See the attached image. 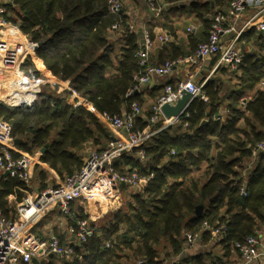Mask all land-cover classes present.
Segmentation results:
<instances>
[{"label":"trees","instance_id":"16d2710c","mask_svg":"<svg viewBox=\"0 0 264 264\" xmlns=\"http://www.w3.org/2000/svg\"><path fill=\"white\" fill-rule=\"evenodd\" d=\"M107 2L8 0L2 4V16L29 42L37 44L20 63L21 72L31 68L37 77L68 81L97 113L113 115L122 114V109L129 112L134 102L142 103L137 93L126 96L141 69L137 51L142 41L130 28L123 7L121 12L111 13ZM162 2L178 4V9L193 15L202 26V35L188 32V51L171 41L159 44L154 55L150 52L151 64L192 53L208 35L210 15L227 11L230 0ZM164 28L174 35L170 25ZM115 34L123 41L117 51L111 42ZM149 37L155 39L150 32ZM250 37L246 33L240 39L248 42ZM256 44L260 51L246 54L236 71L218 67L219 72L233 75L237 86L227 92L230 104L225 119L212 117L224 101L226 87L219 79H207L201 88L207 101L193 99L186 115L155 133L143 148L144 161L135 155H124L114 163L120 173L125 172V166L144 175L153 173L143 191L132 194L131 201L106 225L96 227L76 245L70 259L55 262L49 258L44 264H136L139 260L145 264H224L223 259L209 252L185 256L184 234L199 231L203 222L226 228V236L218 239L201 231L200 242L221 243L223 256L228 257L236 250V243L257 230L258 223L264 220V153H259L254 163L250 158L256 143L264 140V32L256 38ZM249 95L241 109L240 100ZM151 114L152 109L136 116V129L145 128ZM0 117L11 124L13 138L22 139L18 147L30 155L41 149L39 160L61 180L81 168L83 156L76 152L77 148L90 141L96 150H101L110 137L105 124L91 110L48 93L41 94L30 106L0 102ZM247 165L254 170L245 184ZM34 168L35 191L40 192L48 187V175L40 166ZM242 186L245 195L241 193ZM29 191L31 186L0 173V209L7 219L15 218L14 201L9 198L13 196L18 202ZM198 206L203 209L200 215L195 213ZM71 214L67 215V223L75 226L76 235L78 221L86 216L81 210ZM162 239L168 248L164 247L161 254L156 245Z\"/></svg>","mask_w":264,"mask_h":264},{"label":"built area","instance_id":"2783aa9c","mask_svg":"<svg viewBox=\"0 0 264 264\" xmlns=\"http://www.w3.org/2000/svg\"><path fill=\"white\" fill-rule=\"evenodd\" d=\"M145 2L153 17H158L165 7L162 0H145ZM107 7L111 13H119L123 7V0H108ZM248 10H252V12L245 16L244 12ZM3 11V6L0 4V48L3 46L2 43L13 40H17L18 44L22 46L25 38L17 27L2 16ZM210 19L211 27L206 39L200 42L192 53L165 60L158 65L149 62L154 40L150 39L147 30H143L142 44L137 51L141 69L134 77L126 96L139 92L144 86L150 84L156 76L169 75L175 67L182 64L200 67L204 60L217 55L214 68L220 66L233 67L243 55L239 46V39L242 34L249 29L264 31V0H230L227 13L215 11L210 15ZM132 27L130 25V28ZM112 28H117V24L112 25ZM195 30L196 27L194 26L187 28L188 32ZM156 40L165 43L171 40V36L157 35ZM32 44L30 42L29 47L32 48ZM33 50L34 48L30 52ZM16 60L14 69L10 71V78L3 83L5 86L3 90L7 91V95L6 97L0 96V102L3 99H10L11 101L8 103H11L14 99L19 105L30 106L33 103L31 95L37 94L42 80L46 78L37 77L31 68L21 72L18 64L23 59H19L17 62ZM0 79L2 80L1 76ZM49 79L50 83L49 81L48 83L51 86L60 84L68 91L70 102L75 107H89L86 98L66 82H58L53 78ZM206 81L207 77L199 83H195L191 79L180 81L175 87L171 84H165L163 92L152 106L148 125L141 130L135 127V117L140 114L136 102L131 104L129 112L113 115L98 113L99 120L116 133L114 141L109 142L101 150L94 149L89 152L83 158L81 168L73 174L65 176L56 186L47 187L33 194L27 192L18 202L11 196L9 200L15 202V218L13 220L7 219L0 209V264H32L34 259L45 262L49 258L70 259L74 253V247L85 241L93 232L88 222L86 220L78 221L75 244H62L54 235L46 238L38 236L33 231L36 222L55 209L63 214L68 213L73 201L85 200L88 204L95 201L98 193L102 191L105 185L101 186L100 183L102 181L106 183V180H101L103 174L107 175L108 179L115 184L121 183L136 188L138 192L143 191L153 173L144 175L136 168H127L126 166L124 167L125 172L120 173L115 169L114 163L124 155H135L140 161H144L146 157L144 145L155 133L168 125L177 123L183 115H186V109L191 100L195 98L207 100L201 91ZM184 90L190 93L184 112L178 117L166 118L161 112L162 105L166 103L175 104ZM15 91H18V94H14ZM159 122L161 127H155ZM17 152L11 124L0 117V173L7 172V176L17 178L29 187L32 177L31 156L25 153L14 156V153ZM259 153H264V140L256 143L250 162L254 163L258 159ZM241 193L245 195L244 186L241 188ZM203 230L208 231L213 239L226 236V228L212 227L203 222L202 229L199 231L184 234L185 245L199 244ZM259 235L258 230H256L253 234L246 236L243 241L234 245L243 264L264 258V243ZM136 264H145V262L139 260Z\"/></svg>","mask_w":264,"mask_h":264},{"label":"crops","instance_id":"0c3cea01","mask_svg":"<svg viewBox=\"0 0 264 264\" xmlns=\"http://www.w3.org/2000/svg\"><path fill=\"white\" fill-rule=\"evenodd\" d=\"M8 2V0H0V4H4ZM178 4H165V7L163 8L162 13L158 17H153L151 13L149 12L145 0H123V11L125 15L128 16V20L130 21L131 25L133 26V29L136 30L137 34L140 35V41L143 40V30H147L148 32L152 33L155 36L152 48H151V53L154 55L156 48L161 42L156 40L157 35H168L171 36V42H173L175 45L181 47L183 50H189L188 46V41H187V34L188 31L185 32L182 27L181 22L178 21L179 19L183 18V14L186 15V17H193V15L188 14L185 11H182L181 9H178ZM228 10V9H227ZM252 10L245 11L244 14L247 16L249 13H251ZM224 13H227L225 11ZM170 25L171 28L174 30V35H169L168 31L164 28L166 26ZM198 27H196V30L193 31L195 36L200 37L202 34V26L198 22ZM187 27V26H186ZM264 31H258L256 29H249L244 34H250V41L246 42L242 39H239V46L242 51V57L241 59L235 63L233 67H228V66H220V68H226L228 71H236L239 64L243 61V58L245 57L246 54L248 53H253L256 51H260V47L256 44V38L260 36L261 33ZM187 33V34H186ZM207 34V33H206ZM206 34L203 38L206 37ZM22 35V34H21ZM23 36V35H22ZM25 38V36H23ZM241 38V37H240ZM26 39V38H25ZM28 40V39H27ZM259 40V39H258ZM260 41V40H259ZM5 42V41H4ZM29 42V41H28ZM111 42L114 46L115 49H118L119 45L123 42L120 39V35H114L111 38ZM34 44V43H33ZM10 43L8 44V46ZM37 46V44H35ZM257 46L258 50L253 51L251 48L252 46ZM16 46V45H15ZM32 50L31 47H27L22 45V47H14L13 45L8 48V51L10 53H16V62L19 61V59H24L25 56ZM218 56H212L206 60H204L201 63L200 67H197L195 65H188V64H182L173 69V71L169 75L165 76H156L152 79L150 84L144 86L137 94H139V99L144 102V100L148 99H156L155 97L152 96L154 95H160L163 92V88L165 84H171L172 86H176V84L180 81H185L187 79H191L195 83H199L201 80L207 77V79H213L215 80V77L218 72L219 68H214L215 63L217 61ZM15 62V61H14ZM13 65V63H12ZM17 65V63H16ZM20 65V64H18ZM158 65V64H156ZM15 66V63L14 65ZM196 72V73H195ZM5 71L0 70V76L1 74L4 75ZM47 79L42 80L43 82L39 86V90L37 91V94L31 95L32 102H35L39 99L41 94L48 93L52 95L55 98L58 99H64L66 101L70 102L69 99V93L68 91L62 87L60 84L57 86H51L47 82ZM54 79V78H53ZM61 82V81H59ZM68 85V81H65ZM49 85V86H47ZM4 85L0 79V91L2 90L1 97H6L7 91L3 90ZM236 85H231L228 89H225L222 93L223 97V102L221 106L219 107L218 113L213 115L212 119L213 120H220L223 121L225 117L229 114V110L227 108L228 104H230V100L227 98V92L230 90L236 89ZM14 94H18V91H15ZM249 95L248 97H244L240 100V108H243V103L250 99ZM8 101H11L10 99H3L2 102L11 106H18L19 104L17 103L16 100L13 99V104L8 103ZM155 101V100H154ZM154 101L152 102V106L154 104ZM192 101V100H191ZM190 101V102H191ZM207 101V100H206ZM189 102V103H190ZM142 103L140 104V107H142ZM91 110L93 113L96 115L98 114L97 111L92 107V105L89 103V107L87 108ZM122 112H125L124 109H122ZM141 113V111H140ZM145 110L142 111L141 115H144ZM207 120H203L202 123H206ZM160 123V122H159ZM156 127V126H155ZM110 132V137L109 141L104 144L107 145L109 142L113 141L112 137L114 138L115 132L112 131L111 129L107 128ZM160 131V130H159ZM150 141V140H149ZM148 141L145 143L144 147L147 145ZM16 146V145H15ZM97 147L94 146L90 141L84 142L79 148L76 149V152L80 155L85 157V154L87 155L91 150L96 149ZM16 149L18 150V154L20 153H25L28 154L24 151H22L18 146H16ZM42 150H37L33 155L31 156L32 159V165H31V172H32V177H31V184H37V180L35 178L36 176V170H35V165L40 166L47 172V179L45 182H48V187L52 186L54 183L57 185L59 182L62 180L58 177L57 173L50 168L47 164L42 163L39 160V156L41 155ZM248 164V163H247ZM128 168V166H126ZM125 170V169H124ZM254 167H250L247 165L246 170L244 171V183L247 184L249 182V176L253 172ZM35 178V180H34ZM104 179L106 180V183L101 182V180ZM108 177L107 175L103 174V177L100 180V185H104V188L102 191L98 193V196L95 201L91 202L88 204L85 200H79V201H73L70 204V209L68 213H60L56 209L49 212L45 217L40 219L39 221L36 222V224L33 226V231L37 234H41L42 236L48 237V236H56L57 234L60 233L61 236L59 237L62 240V244H67V243H72L75 244L76 242V235L74 234V229L75 226L70 225V223H67V215H73L76 210L82 211L88 222V225L94 230L96 227L100 228L101 226L103 227L106 225L110 219L113 217V215L120 209H122L123 201H122V192L123 190H129L130 186L125 185V184H115L113 183L112 180H107ZM53 182V183H52ZM99 186V185H98ZM36 187V186H35ZM136 189V188H135ZM138 192V190H134V193ZM35 193H37L35 191ZM133 193V194H134ZM76 204V206L74 205ZM72 207V208H71ZM203 210V209H202ZM201 210V212H202ZM65 217L66 222L63 224L62 223V218ZM77 229V225H76ZM257 230L259 232V236L261 237V241L264 243V220L258 223ZM57 237V238H58ZM58 238V239H59ZM59 239V240H60ZM209 252L210 255L216 256L218 258L223 259L224 264H243L242 260L240 258V255L236 250H232L230 255L228 257L223 256V246L221 243H218L214 240H209L206 243L200 242L197 245L189 246V245H184L183 249V254L185 256L187 255H195L199 253H205ZM179 258V257H178ZM177 258V259H178ZM56 261L58 259L54 258ZM237 260V261H236ZM36 261V263H35ZM173 261V260H172ZM45 261L37 260L34 259V263L38 264H44ZM46 263V262H45ZM33 264V263H32ZM248 264H264V258H260L258 261H254Z\"/></svg>","mask_w":264,"mask_h":264},{"label":"rangeland","instance_id":"374dc122","mask_svg":"<svg viewBox=\"0 0 264 264\" xmlns=\"http://www.w3.org/2000/svg\"><path fill=\"white\" fill-rule=\"evenodd\" d=\"M181 16H183V18L179 19L178 21L181 22L180 25L183 26L182 28L184 30H186L185 32H187V28L188 27H192V26L198 27L199 26L198 25V21L194 17H192V16L191 17H186L185 14H183ZM23 40H24L23 41L24 42L23 45L28 47L29 44H30V42H28L27 39H23ZM9 43H10V45H13L14 47H16V46L17 47H22L21 45L18 44L17 40H15V41L14 40L13 41H6V43H2L3 46L0 48V54H1L0 55V70H4L5 71L4 75L1 74V78H2L1 81H2V83H5L10 78V75H11V72L10 71L14 69V66L12 65V63L14 64L15 63L14 61L16 60V53L14 54L13 52L10 53L8 51V48H10V47H8V44ZM251 49L253 51H256V50H258V47L253 45ZM115 51H117V49H115ZM215 77H217L215 79H219L221 82H223L224 86L226 87L225 89H228L231 85H236L235 78H233V75H231L229 72H223V73L222 72H218V74ZM54 79L59 82V80H57L56 78H54ZM48 81L50 83V79L49 78L47 79V82ZM49 85H51V84H49ZM49 85H47V86H49ZM1 94H2V91H0V96H1ZM154 100L155 99H151L149 101H148V99L144 100V102L142 103V107H140V104L137 103V105H138L139 110L141 111V113L144 110H145V112L149 111V113H150V111L152 109V105L151 104H152V102ZM85 156H86V154H85ZM30 186L32 187V191H29V193H32V194L35 193V188H36L35 186H36V184H33L32 183V184H30ZM134 190H136V189L133 188V187L130 188L129 190H127V189L126 190H123V192H122V198H121L122 201H123V203H122L123 206L125 205V203L127 201H131V197L130 196L134 193ZM14 204H15V202H14ZM74 205L76 206L75 203H74ZM14 217H15V213H14ZM65 222H66V219H65V217H63L62 218V223L64 224ZM164 247H167V245L165 244V240L162 239L156 245V248L162 254ZM57 261L55 260V262H57ZM59 261H61V260H59Z\"/></svg>","mask_w":264,"mask_h":264},{"label":"water","instance_id":"95a60500","mask_svg":"<svg viewBox=\"0 0 264 264\" xmlns=\"http://www.w3.org/2000/svg\"><path fill=\"white\" fill-rule=\"evenodd\" d=\"M35 47L36 45L32 44V48H35ZM189 98H190V93L184 90L181 92V97L177 100L175 104L173 105L168 104V103L163 104L161 107V112L166 118L178 117L184 112L185 106L187 102L189 101ZM112 140L114 141L115 139L112 137ZM22 142H23L22 139H14V144L16 146H18ZM4 175H7V172H5ZM201 210H202V207L198 206L195 211L196 215H200ZM50 256L52 257V255Z\"/></svg>","mask_w":264,"mask_h":264},{"label":"bare ground","instance_id":"6f19581e","mask_svg":"<svg viewBox=\"0 0 264 264\" xmlns=\"http://www.w3.org/2000/svg\"><path fill=\"white\" fill-rule=\"evenodd\" d=\"M14 65V64H13Z\"/></svg>","mask_w":264,"mask_h":264}]
</instances>
